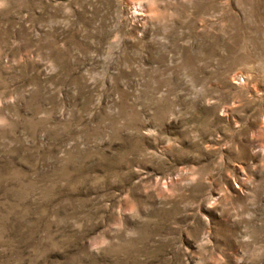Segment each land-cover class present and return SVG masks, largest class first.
<instances>
[{"label": "rangeland", "instance_id": "1", "mask_svg": "<svg viewBox=\"0 0 264 264\" xmlns=\"http://www.w3.org/2000/svg\"><path fill=\"white\" fill-rule=\"evenodd\" d=\"M0 264H264V0H0Z\"/></svg>", "mask_w": 264, "mask_h": 264}]
</instances>
